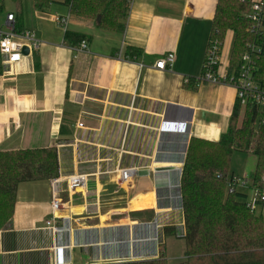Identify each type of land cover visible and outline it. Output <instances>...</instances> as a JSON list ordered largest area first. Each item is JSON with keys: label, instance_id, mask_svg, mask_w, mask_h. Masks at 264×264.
<instances>
[{"label": "crops", "instance_id": "1", "mask_svg": "<svg viewBox=\"0 0 264 264\" xmlns=\"http://www.w3.org/2000/svg\"><path fill=\"white\" fill-rule=\"evenodd\" d=\"M54 2L26 12L24 0L9 11L43 45L0 75V151L54 148L59 174L18 186L13 216L0 230V264H55L57 246L67 247L58 251L61 263L126 259L104 241L144 225L148 239L131 246L129 258L154 259L162 245L167 255L164 229L185 231L177 185L189 144L219 141L237 101L228 85L194 83L203 74L218 0H131L123 31L99 28L71 14L63 0ZM57 16L67 19L65 28ZM66 31L90 38L87 51L66 44ZM129 48L142 54L131 56ZM168 54L175 55L173 67L156 70ZM127 169L133 176L124 184ZM75 176H86V184L70 190L67 178ZM55 192L64 204L60 215L69 219L57 236L47 226Z\"/></svg>", "mask_w": 264, "mask_h": 264}, {"label": "trees", "instance_id": "2", "mask_svg": "<svg viewBox=\"0 0 264 264\" xmlns=\"http://www.w3.org/2000/svg\"><path fill=\"white\" fill-rule=\"evenodd\" d=\"M6 1L0 0V12ZM22 7V0H9ZM54 0H33L34 9L44 12ZM251 0H218L210 42L224 44L228 31L234 40L230 54L231 69H238L241 56L251 44L264 48V31L251 33L247 15ZM264 2V0H263ZM131 0H63L71 14L92 19L99 28L123 31ZM17 27L21 23L15 15ZM65 43L79 46L89 42L85 35L65 32ZM131 56L141 55L129 48ZM4 67L0 56V75ZM204 72V70H203ZM255 79L264 85V49ZM195 86L199 84L194 81ZM243 115L242 124L238 119ZM250 153L257 158L254 184L264 188V111L254 105L242 107L236 101L228 130L219 141L192 139L184 161L181 194L185 231L164 229L165 236L185 241L184 259L170 263L164 251L158 258L118 264H264V219L247 206L245 193L228 192L227 178L233 152ZM58 156L54 148L0 151V230L14 213L18 186L25 182L52 180L58 177ZM264 206V205H263ZM8 213V216H7ZM165 254V255H164Z\"/></svg>", "mask_w": 264, "mask_h": 264}, {"label": "built area", "instance_id": "3", "mask_svg": "<svg viewBox=\"0 0 264 264\" xmlns=\"http://www.w3.org/2000/svg\"><path fill=\"white\" fill-rule=\"evenodd\" d=\"M243 2L245 0H242ZM251 11L247 15V18L251 22V33H259L264 31V2L263 0H251ZM4 12H0V56L2 60V66L4 67V73H10L13 67L23 61L25 58L34 56L41 49L43 42L37 37L36 33L31 30H19L17 27V21L15 14L7 12L4 20L1 19ZM56 22L63 28L66 27L67 19L57 16ZM27 48L29 53L25 55L23 50ZM88 49L86 41H83L78 47H75V52H85ZM263 47L258 44H251L248 46L246 52L241 56V63L238 69H231L230 57L224 60L223 57V45L217 41L209 44L205 62L204 72L199 80V83H222L228 85L236 91L237 101L240 102L244 108L248 105H254L258 109L264 111V85L260 84L255 79L256 71L258 70V62L263 52ZM227 61V62H226ZM175 63V55L168 54L164 58L158 60L154 64V68L159 71H166L168 68H172ZM82 126V124H80ZM133 176V170L127 169L121 171V182L127 183ZM182 177V176H181ZM179 178V172H178ZM87 181L86 176H75L67 178V186L70 190H76L85 186ZM178 180V196L179 209L183 210L182 194H181V182ZM264 181V179H263ZM228 192L234 193L239 188H250L252 190V196L247 202V206L256 211L258 206L264 205V188H259L254 182L249 186V182L246 179H240L233 177L227 178ZM63 200L59 193L55 192L52 199V214L51 218L47 221V226L51 227L55 236L61 235L68 231V227L65 223L69 221L68 218L60 215L63 210ZM62 222L64 226L56 227V222ZM157 238V243L160 240ZM67 247H56V260L55 264H71L70 261L64 263L58 260V251L66 249ZM159 256L156 255L154 258ZM98 263V262H96ZM102 264V263H98ZM104 264V263H103Z\"/></svg>", "mask_w": 264, "mask_h": 264}, {"label": "rangeland", "instance_id": "4", "mask_svg": "<svg viewBox=\"0 0 264 264\" xmlns=\"http://www.w3.org/2000/svg\"><path fill=\"white\" fill-rule=\"evenodd\" d=\"M55 1V0H54ZM26 3V12L29 10L28 8L32 7V0H25ZM22 4H24V0H22ZM54 6H58L56 2H53ZM15 3L11 1H6L5 5V11L1 17L2 20L5 18V14L9 11H15ZM233 34L231 31H228L224 44H223V53L227 57L228 60L232 51L233 47ZM227 62V61H226ZM243 115L240 116L238 119V125L240 126L243 121ZM257 158L250 154V153H241V152H233L231 163H230V169H229V176H234L236 178L240 179H246L249 183L252 182L254 179V173L256 168ZM240 189V188H239ZM246 193V197L244 200L246 202H249L251 196H252V190L249 188L244 189ZM256 214L258 216H262L264 219V206H258L256 208ZM8 216V213H7ZM166 244H167V255L169 258L170 263H178L182 261L181 259L184 257L185 253V241L183 239H177L172 236L166 237ZM165 251L164 249H161V254H163ZM165 255V254H164ZM158 258V257H157ZM155 259V258H154Z\"/></svg>", "mask_w": 264, "mask_h": 264}, {"label": "water", "instance_id": "5", "mask_svg": "<svg viewBox=\"0 0 264 264\" xmlns=\"http://www.w3.org/2000/svg\"><path fill=\"white\" fill-rule=\"evenodd\" d=\"M23 53L25 55H28L29 51L27 48L23 50ZM164 171H169V170H158V172H164ZM179 172V179L181 182V176H182V171ZM148 227L147 225L144 226H137L133 228H126V229H120L121 233H114L112 232L111 235L106 238L104 241L105 243L108 244H114V245H109L108 248L116 247L118 250H121L124 253H127V258L126 259H120V260H114V261H109L106 262L105 264H118V263H125V262H135V261H146V260H151V259H133L129 258V252L132 246V249H137L141 248L144 246V243L141 241H144L148 239L146 235L143 232V228ZM124 231V234H122V231ZM96 243V242H95ZM93 264H98V263H93Z\"/></svg>", "mask_w": 264, "mask_h": 264}, {"label": "bare ground", "instance_id": "6", "mask_svg": "<svg viewBox=\"0 0 264 264\" xmlns=\"http://www.w3.org/2000/svg\"><path fill=\"white\" fill-rule=\"evenodd\" d=\"M155 255V254H154Z\"/></svg>", "mask_w": 264, "mask_h": 264}]
</instances>
